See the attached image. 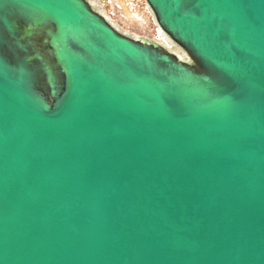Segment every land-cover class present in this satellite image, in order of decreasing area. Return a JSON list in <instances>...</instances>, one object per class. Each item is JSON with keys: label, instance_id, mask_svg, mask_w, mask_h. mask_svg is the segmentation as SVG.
Listing matches in <instances>:
<instances>
[{"label": "water", "instance_id": "1", "mask_svg": "<svg viewBox=\"0 0 264 264\" xmlns=\"http://www.w3.org/2000/svg\"><path fill=\"white\" fill-rule=\"evenodd\" d=\"M148 1L198 74L80 1L0 0L64 84L47 107L0 54V264H264V0Z\"/></svg>", "mask_w": 264, "mask_h": 264}, {"label": "bare ground", "instance_id": "2", "mask_svg": "<svg viewBox=\"0 0 264 264\" xmlns=\"http://www.w3.org/2000/svg\"><path fill=\"white\" fill-rule=\"evenodd\" d=\"M85 4L88 11L104 21L121 37H124L141 47H146L152 53L166 56L171 63L184 67L190 73L198 74L200 66L190 52L181 45L161 24L155 10L148 0H141L144 14H136L144 21L149 20L153 26V36L137 35L120 27L105 13L100 0H77ZM12 25V35L5 46L2 55L13 69L18 65L26 71L34 94L42 97L47 107L52 108L63 93L64 84L61 79L60 67H54L49 60L44 40L48 25L40 22L38 15L29 11L7 7ZM10 12V13H9ZM108 13V12H107ZM147 16V17H146ZM58 36V35H57ZM59 37H52L51 42ZM166 58V59H167ZM24 66V67H23ZM58 73V74H57ZM205 74V73H204Z\"/></svg>", "mask_w": 264, "mask_h": 264}, {"label": "rangeland", "instance_id": "3", "mask_svg": "<svg viewBox=\"0 0 264 264\" xmlns=\"http://www.w3.org/2000/svg\"><path fill=\"white\" fill-rule=\"evenodd\" d=\"M105 13L120 27L137 35L153 36V26L136 14L143 12L141 0H100ZM108 12V13H107ZM147 17V16H146Z\"/></svg>", "mask_w": 264, "mask_h": 264}, {"label": "snow or ice", "instance_id": "4", "mask_svg": "<svg viewBox=\"0 0 264 264\" xmlns=\"http://www.w3.org/2000/svg\"><path fill=\"white\" fill-rule=\"evenodd\" d=\"M6 23V20L0 17V54L5 51V46L12 35V33L4 27Z\"/></svg>", "mask_w": 264, "mask_h": 264}, {"label": "built area", "instance_id": "5", "mask_svg": "<svg viewBox=\"0 0 264 264\" xmlns=\"http://www.w3.org/2000/svg\"><path fill=\"white\" fill-rule=\"evenodd\" d=\"M144 9V8H143Z\"/></svg>", "mask_w": 264, "mask_h": 264}]
</instances>
